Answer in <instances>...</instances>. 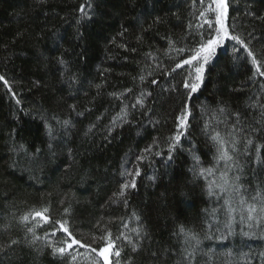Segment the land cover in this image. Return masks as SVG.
Returning a JSON list of instances; mask_svg holds the SVG:
<instances>
[{
	"label": "trees",
	"instance_id": "1",
	"mask_svg": "<svg viewBox=\"0 0 264 264\" xmlns=\"http://www.w3.org/2000/svg\"><path fill=\"white\" fill-rule=\"evenodd\" d=\"M82 3L84 0H48L45 4L38 0H0V75L14 82L13 88L22 99V105L17 106L0 83V226L11 222V235L22 237L24 233L12 219L13 213L18 217L32 207L50 202L52 213L58 218L70 200L72 223L78 235L98 231L94 225L101 217L102 224L109 219L116 221L109 225L116 234L122 229L121 218L128 223L125 231L138 226L134 219L129 221L135 211L149 237L144 241L143 251L134 255L133 264H175L172 253L180 247L173 236L177 226L184 224L200 230L205 226L203 209L220 206L205 195L203 181L193 182L189 172L193 162L186 149L194 144L204 166L212 163L215 151L202 131L204 118L198 106L206 104L214 109L218 102H223L248 117L252 110L247 105L256 92L248 79L250 64L245 63L247 58L242 49L235 54L240 59L234 62L233 42L219 48L207 65L202 94H197L200 99L193 108L195 119L189 136L182 141L185 150L177 151L175 163L156 156L150 157L151 163L138 162L136 158L155 138L163 140L171 134L175 112L183 99L182 75L165 76L156 69L154 77L160 81L158 85H151V76L143 83L139 81V75H146L141 72L146 63L151 64L148 71H153L155 63L164 68L174 62L162 51L156 53L157 62L147 61L145 54L165 49L167 38L176 41L178 47L194 46L199 37L195 29L189 34L187 26L198 23L195 17L199 2L193 8L191 0H92L90 20L80 19L78 9ZM230 5V23L246 37L254 51L264 52V20L259 19L264 17V0H230ZM157 16L162 21L159 24L154 22ZM141 34L143 42H138L137 36ZM120 44L127 45L129 50L125 51ZM133 48L136 51H131ZM61 55L78 76L71 89L62 82L56 62ZM177 71L183 73L184 69ZM133 77L137 79L134 81ZM97 84H103L99 94ZM173 84L178 92L164 91ZM129 87L133 88V93L125 97L129 104L141 88L152 92L146 101L149 111L130 109L131 123L107 136L110 118L121 107L108 94ZM71 104L83 115L71 112ZM19 107L27 114L19 111ZM86 108L91 111H85ZM53 114L61 119L71 117L75 126L68 130V135L58 128V139L54 142L57 155L38 171L23 153L15 154L11 149L14 143L25 144L29 152L34 150L33 146L39 147L47 161L48 137L40 116ZM157 120L159 123H154ZM92 124L95 127L88 132ZM13 130L14 139L10 135ZM137 163L143 171L137 179L138 190L130 193L127 207L111 203L122 179L121 172L131 170ZM169 163L171 167L167 166ZM244 172L245 180L253 179L250 166L246 165ZM153 174L157 176L155 182L148 179ZM65 196L69 200L61 206L59 201ZM218 215L221 223L214 227L223 231L226 214L221 211ZM241 227L237 226L235 234L224 241L203 240L201 247L213 252L215 264H223L228 251L233 253L236 264H264L260 255L264 253V238L259 232L252 237L244 236ZM43 230L38 229L41 233ZM153 252L158 260L151 257ZM127 255L129 250L125 249L122 258ZM0 264H59V261L47 249L36 251L21 244L15 251L0 256Z\"/></svg>",
	"mask_w": 264,
	"mask_h": 264
},
{
	"label": "snow or ice",
	"instance_id": "2",
	"mask_svg": "<svg viewBox=\"0 0 264 264\" xmlns=\"http://www.w3.org/2000/svg\"><path fill=\"white\" fill-rule=\"evenodd\" d=\"M47 2L48 0H38L40 4ZM198 2V15L195 17L198 23L194 25L189 23L187 26L189 34L195 29V34L199 37L194 46L181 45L178 47L176 41L167 38L168 44L165 49H156L155 52L148 51L145 54L147 61L157 62L159 57L156 53L162 51L165 57L174 62L170 67L164 68L160 63H155L153 71H148L151 64L146 63L141 69V72L146 75H139V81L143 83L147 77L151 76L153 77L150 81L151 85H158L160 81L154 77L156 69H159L160 74L165 76H172L173 73L182 75L180 88L183 89V99L175 112L171 134L163 140L159 137L155 138L152 145L145 147L144 152L136 158L137 161L151 163L150 157L156 156L164 157L165 161L175 163L174 158L177 151L185 150L182 141L189 136V130L195 119L193 108L197 106L196 101L200 99L197 94H202L201 89L205 87L207 65L217 55L218 49L227 42H233L234 62L240 59V56L235 54L240 53L241 49L243 54H246L245 63L250 64L248 79L256 88V92L253 94L254 99L250 98L252 102L247 105L252 110L248 117L243 116L238 110H231L229 105L223 102H218L214 109L206 104L198 106L201 117L204 118L202 131L211 141L215 151L212 163L204 166L195 151L194 144L186 149L193 162L189 172L192 174L193 182L203 181L202 188L205 195L210 200L219 203L220 206L203 209L205 226L200 230H197L195 226L184 224L177 226L173 236L180 242V247L172 253L176 257L175 264H215L213 252L201 247L203 240L224 241L234 235L235 228L240 225L243 226L241 232L244 236L252 237L259 232L261 238H264V52L254 51L246 37L237 32L235 26L230 23V0H198ZM191 6L196 8L197 0H191ZM78 11L81 20H90L93 14L92 0H84ZM259 19L264 20V17H259ZM154 22L159 24L162 21L157 16ZM120 35L123 37L124 33L121 32ZM143 39L142 34L137 36L138 42H143ZM119 47L125 51L129 50L125 44H120ZM131 51L134 52L136 49L133 48ZM173 53L176 55L173 56ZM56 62L61 69L62 82L71 89L78 82L77 74L71 71L70 63L63 55L58 56ZM179 69H184V72L178 73ZM132 79L135 81L137 77ZM0 83L7 89V94L15 101V104L21 106L22 99L18 97L13 88L14 82L0 75ZM95 87L99 94V89L103 87V84H97ZM164 91L178 92V88L173 84ZM130 93H133L131 87L121 92L108 94L119 101L121 107L110 118L107 136H110L116 128L131 123L130 109L149 111L146 101L152 96L151 91L141 88L139 94L134 95L129 104L125 102V97ZM69 108L77 116L83 115V112L77 111L75 104L69 105ZM19 111L27 114L23 107H19ZM85 111H91V109L86 108ZM40 119L44 121L45 134L48 137V160L44 161L41 155L43 150L39 147L33 146L34 150L29 152L25 144L14 143L11 149L15 154L23 153L38 171H42L44 164L50 163L57 155L54 142L58 139V128L68 135V130L75 126L71 117L61 119L53 114L51 117L41 115ZM99 119L101 117H97V120ZM154 123H159V121ZM94 127L95 124L90 125L88 132H91ZM10 135L14 139L15 130ZM68 156L72 157L71 149L68 150ZM172 163L167 166L171 167ZM246 165L252 169V180L244 179ZM142 171L137 163L131 170L125 169L121 172L122 179L118 190L113 193L111 203H122L127 207L130 193L138 190L137 179L141 177ZM148 179L155 182L157 176L153 174ZM71 195L74 198L75 194ZM65 200H69V197L65 196L59 201L61 206L64 205ZM221 211L226 214L223 231L219 227H214L221 223L218 215ZM12 219L21 226L24 234L22 237L12 236L9 231L11 222L0 226V256L7 254L9 250L15 251L17 246L23 244L36 251L49 250V254L58 260L59 264H133L134 255L143 251L144 241L149 237L148 229L141 222V216L135 211L131 213L129 221L134 219L138 226L132 227L129 231L123 230L128 229V223L121 218L122 229H118L114 234L109 225L116 221L109 219L102 224L103 217H101V220L94 225L98 231L87 236L78 235L72 223L70 200L67 207H63V212L58 218L52 213L51 203L48 202L39 208L32 207L18 217L13 213ZM45 225L48 227L45 228ZM42 228L44 230L41 233L38 229ZM81 249L84 251L81 252ZM125 249L129 250V255L122 258V252ZM260 255L264 257V253ZM151 257L154 260L159 259L155 252L151 253ZM223 264H236L231 251L224 254Z\"/></svg>",
	"mask_w": 264,
	"mask_h": 264
}]
</instances>
